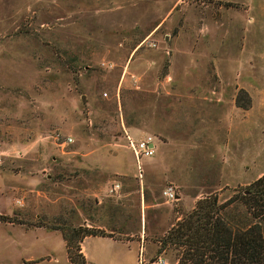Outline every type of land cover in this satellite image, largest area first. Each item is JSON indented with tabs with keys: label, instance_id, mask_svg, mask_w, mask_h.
<instances>
[{
	"label": "rangeland",
	"instance_id": "obj_1",
	"mask_svg": "<svg viewBox=\"0 0 264 264\" xmlns=\"http://www.w3.org/2000/svg\"><path fill=\"white\" fill-rule=\"evenodd\" d=\"M263 174L264 0H0V264H69L75 229L87 264H149Z\"/></svg>",
	"mask_w": 264,
	"mask_h": 264
},
{
	"label": "trees",
	"instance_id": "obj_2",
	"mask_svg": "<svg viewBox=\"0 0 264 264\" xmlns=\"http://www.w3.org/2000/svg\"><path fill=\"white\" fill-rule=\"evenodd\" d=\"M245 109L248 104L241 106ZM243 221L238 222L237 214ZM264 174L251 183L240 198L219 204L208 196L165 235L156 240L157 255L175 252L176 264H264ZM101 233L75 229L62 233L69 264H87L80 244Z\"/></svg>",
	"mask_w": 264,
	"mask_h": 264
},
{
	"label": "built area",
	"instance_id": "obj_3",
	"mask_svg": "<svg viewBox=\"0 0 264 264\" xmlns=\"http://www.w3.org/2000/svg\"><path fill=\"white\" fill-rule=\"evenodd\" d=\"M71 142H72L71 138H66L64 143H71ZM128 147L133 153L138 163L141 158L153 157L156 151V147L154 144V137H152L151 135H146L136 141L129 139ZM119 189H120V186L118 184H113L110 186L108 192L110 195H113V194H116L119 191ZM162 195L166 200L170 202L177 201L178 199L177 193L172 187L166 188L163 191ZM149 264H165V262H163L161 258L157 257L155 260H153Z\"/></svg>",
	"mask_w": 264,
	"mask_h": 264
},
{
	"label": "crops",
	"instance_id": "obj_4",
	"mask_svg": "<svg viewBox=\"0 0 264 264\" xmlns=\"http://www.w3.org/2000/svg\"><path fill=\"white\" fill-rule=\"evenodd\" d=\"M29 244H30V243H29ZM14 246H17V247L19 246V248H17V252L22 254V255H20V257H19L20 260H21L22 262L25 261V262L28 263L29 261H32V260L34 259V256L29 255V254H28V255H25V257L22 258V256H23L26 252H24V254H23L24 249H23V245H22L21 243H19V244L17 243L16 245L14 244ZM29 246H31V244H30ZM27 252H29V251H27ZM18 253H17V254H18ZM82 253H83L84 257H86V256H85V253L83 252V249H82ZM28 256H30V257H28Z\"/></svg>",
	"mask_w": 264,
	"mask_h": 264
}]
</instances>
